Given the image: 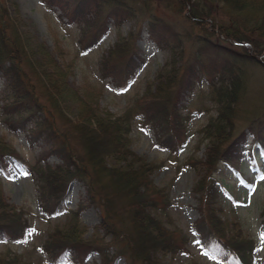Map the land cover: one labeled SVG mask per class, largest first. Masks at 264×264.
Wrapping results in <instances>:
<instances>
[{"label": "trees", "instance_id": "1", "mask_svg": "<svg viewBox=\"0 0 264 264\" xmlns=\"http://www.w3.org/2000/svg\"><path fill=\"white\" fill-rule=\"evenodd\" d=\"M44 1L51 7L58 5L62 17L77 27L81 23L79 41L84 49L93 47L106 31L103 25L98 31L90 32L83 19L86 17L84 7L89 0H77V5L75 0L73 6L68 0ZM101 1L110 7L107 18L119 24L130 18V15L118 17L122 8L130 11L138 5L141 8H136L142 13L152 3V0ZM168 1H175L180 12L189 7L186 15L195 28L199 27L208 34L215 29L226 42L244 50L251 46L255 50L253 55H262L259 65L264 67V0ZM6 3V0H0V78L3 79V92L8 91L1 97L6 102L1 107L2 112L8 116L3 119L4 123L12 131L26 133L30 143L42 139L45 149L39 159L56 156L60 164L51 166L36 162L31 167L25 166L14 149L0 141V169L6 168L5 158L20 168L26 167L37 183L40 209L48 217L64 210L66 188L75 180L86 190L87 205L80 203L72 212V218L76 219L88 206L100 211L98 235L88 241L82 238L76 224L67 228L56 227L47 234L42 245L45 255L56 264L63 262L68 255L74 264H86L91 252L100 255V264H108L113 257L119 256L130 264H163L161 258L165 255L175 256L183 251L188 239L164 226L165 221L170 220L168 192L164 187H155L150 178L162 163L147 161L131 150V121L141 115L142 123L151 126L157 145L168 152L167 159L177 160L188 138L187 116L179 111V95L197 85L199 76L205 74L204 63L198 59L193 69L180 76L181 85L175 93L176 98L170 93L177 81L178 69L171 66L157 75L154 93L148 92L136 99L122 115L100 112L87 96L84 99L69 92L66 70L56 64L50 54L44 53L41 46L29 43L27 33L20 30L19 15L9 13ZM217 8L223 14L220 20L213 14ZM146 28L149 38L159 49L169 48L163 36L166 32L171 33L173 28L166 20L160 21L153 15L147 18ZM202 39L199 55L203 50L213 54L221 61L217 62L218 66L235 63L231 58L234 57L233 50L215 46L209 37ZM251 54L242 55L254 61ZM110 60L111 57L102 60L100 72L103 76H111L118 86H123L139 65V61L128 58L122 69L117 70ZM240 88L238 80L232 76L225 82L221 78L220 83L214 85L217 115L209 117L206 125L198 131L209 144L207 157L202 162L189 157L184 163L195 171L199 166L206 171L193 186L198 196L199 214L193 228L201 247L224 264H254L256 260L254 239L247 236L238 224L225 222L220 216L223 212L220 190L234 196L237 183L228 184L231 175L225 173L226 166L234 174L239 171L248 135L253 142L247 150L253 169L261 170L256 165V157L264 156V122L259 127L250 125L246 131L232 137V118L236 111L233 105ZM56 119L63 122L62 129L56 127ZM30 123L28 129L26 126ZM255 145L259 147L256 154L252 151ZM181 168H176V174ZM260 214L264 225V209ZM27 228L23 212L4 202L0 195V241H19L24 238ZM111 248L113 254L110 257ZM0 264L27 263L16 253L6 252L0 256Z\"/></svg>", "mask_w": 264, "mask_h": 264}, {"label": "rangeland", "instance_id": "2", "mask_svg": "<svg viewBox=\"0 0 264 264\" xmlns=\"http://www.w3.org/2000/svg\"><path fill=\"white\" fill-rule=\"evenodd\" d=\"M68 1L71 6L75 4V0ZM6 2L8 12L19 15L20 23H22L20 30L27 33L29 43L41 46L44 53L50 54L56 64L66 70V85L69 92L84 99L87 96L100 112L106 111L114 116L122 115L126 109L135 104L136 99L146 96L148 92L154 93L158 83L157 75L164 73V69L171 66L178 69L177 81L171 88L173 92L170 93L176 98L175 93L181 85L180 76L193 69L198 59L204 63L205 74L199 76L197 85L187 92L182 91L179 95V111L187 116L188 138L178 159L175 161L167 159L168 152L157 145L151 126L142 123L141 115H136L131 121L130 148L137 156L147 161L162 163L160 169L156 170L150 178L155 187H164L168 192L170 220H166L164 226L188 239L183 251H179L175 256L167 254L162 257L163 264H224L201 247L193 228L199 216L198 196L193 191V186L200 174L206 171L201 166L195 171L184 163L189 157H194L200 162L207 157L206 150L209 144L206 139H202V134L198 131L206 125L209 117L217 115L214 85H218L221 78L225 82L232 76L238 80L241 87L237 91L238 99L233 105L236 111L232 118V137L241 131H246V127L250 125L259 127L260 123L264 122V67L259 65L262 55L257 57L253 55L255 50H252L251 46L245 49L248 50L246 52L242 47L231 45L217 34L215 29L208 34L199 27L195 28L186 15L189 7L180 12L175 1L152 0L150 7L142 13L136 8L139 7L138 5L133 6L130 11L122 8L118 17L121 19L130 15V18L119 24L107 18L110 7H106L101 0H89L84 7L86 17L83 19L86 20L90 32L98 31L101 25H104L106 30L97 43L89 49H84V45L79 41L81 23L77 27L76 24L67 21L62 17L58 5L48 6L44 0H6ZM221 12L218 8L214 11L216 19L220 20L221 15L223 16ZM153 15L160 21L166 20L173 28L171 33L166 32L163 36L167 39L166 44L169 46L165 50L159 49L149 38L146 28L147 18ZM207 37L215 46L233 50L231 54L234 57L231 58L235 63L218 66L217 62L220 59L213 54L205 53L203 50L199 55L200 42L202 38ZM246 53H252L255 62L242 55ZM109 57H111V65H114L117 70L122 69L128 58L139 61L134 74L124 81L123 86H118L111 76H103L100 72L102 60ZM3 90V79L0 78V141L11 146L24 161L25 166L31 167L36 162L51 166L60 164L56 156L47 155L39 159L45 149L42 139L38 138L36 142L30 143L23 131L15 132L7 128L3 119L8 116L1 109L6 102L1 97L8 94V91L3 92ZM41 101L45 102L43 98ZM16 122L12 121L14 124ZM55 124L57 128L62 129L60 125L63 122L56 119ZM31 125L30 123L26 127L29 129ZM252 143V138L248 135L247 148ZM258 148L255 145L252 151L256 154L259 152ZM263 158L261 155L256 157L258 161L256 165L258 164L257 167L261 169L259 171L253 169L248 151L237 173H232L226 166L225 173L231 175L228 178L230 180L228 184L237 182L235 195L231 196L223 190L219 193L220 206L223 210L220 215L222 220L238 224L241 230L255 241L254 264H264V225L261 223L260 214L264 209V162L261 160ZM4 161L6 168L0 169V195L4 202L15 205L23 212L28 228L24 238L19 241L14 243L0 241V256L11 252L22 257L27 264H56L45 255L42 246L48 237L47 234L54 228H67L76 224L82 238L88 241L100 233L98 231L100 211L94 206H88L80 211L76 219L72 218V212L77 210L80 203L87 205L86 190L81 182L75 180L69 183L66 188L64 210L48 217L40 209L37 183L28 169L20 168L9 158H5ZM178 166L182 168L176 174ZM112 252L111 248L110 257ZM100 262V255L96 252H91L85 260L86 264H100ZM57 264L74 263L68 255L63 262ZM108 264L130 263L123 256H119L113 257Z\"/></svg>", "mask_w": 264, "mask_h": 264}, {"label": "bare ground", "instance_id": "3", "mask_svg": "<svg viewBox=\"0 0 264 264\" xmlns=\"http://www.w3.org/2000/svg\"><path fill=\"white\" fill-rule=\"evenodd\" d=\"M144 10V9H143ZM151 10V9H150ZM136 11H138V10H136ZM136 13H138V12H136ZM108 21V20H107ZM103 22H105V21H103ZM112 22V21H111ZM97 24V23H96ZM99 25H100V23H99ZM98 26V25H97ZM101 26H103V25H101ZM97 28V27H96ZM99 28H101V27H99ZM252 62H255V60L254 61H252ZM257 65H258V61H257ZM248 94V93H247ZM244 95V94H243ZM262 160V159H261ZM261 162V161H260Z\"/></svg>", "mask_w": 264, "mask_h": 264}]
</instances>
